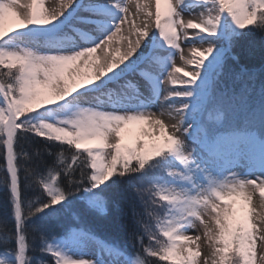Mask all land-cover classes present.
I'll return each mask as SVG.
<instances>
[{
	"label": "snow or ice",
	"instance_id": "snow-or-ice-1",
	"mask_svg": "<svg viewBox=\"0 0 264 264\" xmlns=\"http://www.w3.org/2000/svg\"><path fill=\"white\" fill-rule=\"evenodd\" d=\"M18 3L0 0V184L14 221L0 242L15 264L32 262L29 229L50 256L36 264H264V78L229 64L236 37L264 39V0ZM122 32L121 54L90 62ZM36 140L61 148L51 167L27 150ZM118 181L126 245L84 223ZM37 214L73 242L37 232Z\"/></svg>",
	"mask_w": 264,
	"mask_h": 264
},
{
	"label": "trees",
	"instance_id": "trees-1",
	"mask_svg": "<svg viewBox=\"0 0 264 264\" xmlns=\"http://www.w3.org/2000/svg\"><path fill=\"white\" fill-rule=\"evenodd\" d=\"M264 43V39H261L259 33H251L248 35H242L239 41L235 44L232 49V55L236 56L235 61L229 60V64L234 68L244 67L246 69H254L257 73V84L261 78H264V51L260 49L256 50V56L254 48L257 44ZM253 52V53H252ZM31 146L27 147L30 153H35L36 151H41L40 159L44 161V164L51 167L56 163L57 154L61 151L59 146L47 145L53 155H49L45 150V145L38 140L32 141ZM65 148L67 146L65 145ZM35 161L36 158L33 157ZM69 162L70 157H69ZM4 166L3 160H0V167ZM39 171L47 172V168L40 166ZM4 176V172L0 171V179ZM23 177V173H21ZM113 180H117L113 177ZM111 183V182H110ZM122 181H118L116 185L109 189V203L107 205V211L104 215H100L95 211H90L86 217H84L85 226L92 230L93 233L98 234L102 238L109 241H118L121 245H126L128 243V232L132 227L130 218L125 216V211L128 209V203L121 199L119 196V187L122 185ZM39 191L27 190L25 196L27 199L35 200L39 196ZM59 207V205H56ZM47 212V210H45ZM6 223V227L9 231H14V221L11 215V207L8 201V196L6 189L2 184H0V227H3ZM29 225H35L37 232L45 235L46 238L50 239L55 236L56 239L63 238L64 236L59 235L61 231L60 227L56 222L50 221L49 217L44 214H37L32 217L28 222ZM38 234L29 229V240L33 243V251L29 252L32 256L31 264H36V258H41L46 261H50V256L46 254H41L39 248L41 243L39 238L34 242L32 237ZM52 240V242L54 241ZM14 248V242L5 244L0 242V255H9L11 259L7 264H15L14 257L11 251ZM129 253L134 257L135 253L131 248L128 249Z\"/></svg>",
	"mask_w": 264,
	"mask_h": 264
},
{
	"label": "rangeland",
	"instance_id": "rangeland-1",
	"mask_svg": "<svg viewBox=\"0 0 264 264\" xmlns=\"http://www.w3.org/2000/svg\"><path fill=\"white\" fill-rule=\"evenodd\" d=\"M136 1V0H135ZM29 2V0H26V4ZM25 4V5H26ZM162 7H163V4H162ZM23 8H24V6H23ZM24 10L26 11V9L24 8ZM133 11H135V9H134V7H133V9H132ZM188 17H187V15L185 16V19H187ZM11 21H6V24H5V26L6 27H9V26H14L13 24H11L10 23ZM124 35H127V33L126 32H122V33H120V34H118L117 35V37L119 38V37H122V36H124ZM116 37V38H117ZM240 37L241 36H238V37H236V40H237V42L239 41V39H240ZM113 45V42H112V44L110 45V48L111 47H113L112 46ZM184 48V50H185V53L187 54V47H183ZM258 49H260V51H264V43H259V44H257L256 45V47L254 48V51H255V56H256V53H257V51L256 50H258ZM111 50V49H110ZM114 51H116V50H114ZM101 53L103 54V55H105L104 53H103V51L101 50ZM253 53V52H252ZM118 54V53H117ZM116 54L113 52V54H112V57L113 56H115ZM181 61H180V59L178 58V66H180L181 65ZM165 119L167 120V117H165ZM131 129H133V131L134 132H139V130L141 129V128H144V129H147L148 128V125L147 124H137V125H130L129 126ZM131 137H127L126 136V139H130ZM256 202L258 203L259 202V197L257 196V198H256ZM192 234H194V233H192ZM73 241L70 239V238H58V239H56V240H54L53 241V243L54 244H56V245H58V246H60V247H62V248H64V247H67L70 243H72ZM258 250H259V243H258ZM11 259V257L8 255H0V262H3V264H7L8 263V261Z\"/></svg>",
	"mask_w": 264,
	"mask_h": 264
},
{
	"label": "bare ground",
	"instance_id": "bare-ground-1",
	"mask_svg": "<svg viewBox=\"0 0 264 264\" xmlns=\"http://www.w3.org/2000/svg\"><path fill=\"white\" fill-rule=\"evenodd\" d=\"M133 2L135 3L136 1L135 0H133ZM60 3H61V0H45V7H48V8H55V7H58L59 5H60ZM26 4V0H19V3H18V5L16 6V8H15V10L17 11V12H23V11H25L24 10V8H23V6ZM154 10V9H153ZM11 24H13L14 25V23L11 21L10 22ZM117 39H119L120 40V47H121V53H122V51H123V46L126 44V41H124L123 39H122V37H117V38H114V40H113V47H111L110 49L111 50H109V54H108V56L107 57H105V55H103L102 53H101V50H97V52L96 53H93L92 54V57L90 58V62L91 63H93V64H103L104 62H105V60L106 59H110L111 57H112V54H113V52L116 54L115 56H118L119 54H121V53H118L117 51H114V50H116V48H117V44H116V40ZM184 45H182V47H183ZM118 53V54H117ZM81 71H83V72H90L91 71V67H90V65H85V66H83L82 68H81ZM131 139V138H130ZM85 258H88V257H85Z\"/></svg>",
	"mask_w": 264,
	"mask_h": 264
}]
</instances>
